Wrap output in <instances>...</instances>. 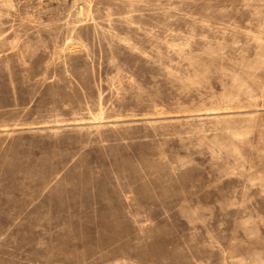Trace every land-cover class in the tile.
<instances>
[{
    "label": "rangeland",
    "instance_id": "obj_1",
    "mask_svg": "<svg viewBox=\"0 0 264 264\" xmlns=\"http://www.w3.org/2000/svg\"><path fill=\"white\" fill-rule=\"evenodd\" d=\"M0 264H264V0H0Z\"/></svg>",
    "mask_w": 264,
    "mask_h": 264
}]
</instances>
